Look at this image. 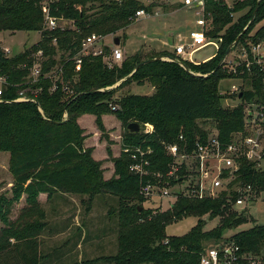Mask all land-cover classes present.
Masks as SVG:
<instances>
[{"label":"trees","instance_id":"1","mask_svg":"<svg viewBox=\"0 0 264 264\" xmlns=\"http://www.w3.org/2000/svg\"><path fill=\"white\" fill-rule=\"evenodd\" d=\"M47 4L52 17L72 22L73 28L45 30L43 0H0V32H40L41 40L32 49L35 53L42 51L46 59L40 66L38 80L30 78L26 82L34 65L31 52L9 58L0 48V76L7 80L2 92L4 102L0 103V149L11 151L10 171L14 179L13 196L0 197V218L5 223L0 231V264H41L43 257H39L36 250L46 227L45 212L39 209L41 195L50 198L55 194L71 193L93 197L100 191L120 197L132 215L120 214L119 252L104 259L117 264H198L204 240H219L225 232L249 222L244 211L233 210L241 195L237 189L250 185L257 195L263 192L264 170L242 160L241 170L231 180L229 192H222L218 198L180 197L166 212L146 210L142 204L145 198L139 194V178L130 171V155L123 153L124 157L117 160L119 177L104 181L102 163L93 158L91 149L85 148L78 119L86 114L95 115L96 123L103 127L101 118L109 110L122 122L127 146L154 149V170L167 168L171 159L166 155L165 145L174 143L179 135L183 134L191 146L198 139L207 141V134L197 125L198 119L215 120L219 140L228 145L234 134L245 131L244 103L264 104V77H245L251 89L234 95L241 102L237 107L225 108L222 100L227 97L221 94L220 83L236 78L224 70V64L219 65L241 34L234 48L264 39V0H247L233 7L224 1H207V37L219 42L220 48L208 62L199 65L186 62L191 71L209 74L207 77L193 75L179 63L163 60L143 65L129 77L145 60L174 55L136 53L118 67L109 69L103 61L108 48L104 54L81 57V70L76 71L75 58L81 53L86 38L92 34L109 36L122 32L121 38L125 39L136 12L143 8L151 11L153 6L146 7L139 0H55ZM241 12L242 15L237 16ZM259 24L262 25L256 29ZM59 53L61 81L53 83L48 73L58 64ZM123 79L127 80L118 90L136 83L149 84L155 92L151 96L115 98L117 88L101 91ZM23 90L29 100L15 101ZM32 90L37 93L32 94ZM111 103L120 106L119 109L112 110ZM133 122L142 126L151 124L154 133H131L127 128ZM22 197L29 208L12 222L8 218L9 208ZM132 201L137 203L130 208ZM140 207H143L141 211ZM183 214L198 216L197 224L183 236L168 237L167 225ZM37 215L39 219L34 220ZM205 216L219 218L220 222L206 231ZM25 217L33 221H25ZM233 240L242 254L260 256L264 249V225L241 231ZM238 264L248 262L240 258Z\"/></svg>","mask_w":264,"mask_h":264},{"label":"rangeland","instance_id":"2","mask_svg":"<svg viewBox=\"0 0 264 264\" xmlns=\"http://www.w3.org/2000/svg\"><path fill=\"white\" fill-rule=\"evenodd\" d=\"M53 1L55 0H43V3L47 4ZM240 15H242V12L237 14V16ZM195 20L196 16L194 11L190 8L167 6L161 17L146 20L134 19V23L125 32L127 35L125 39L121 38L122 32L116 35L102 36L103 43L90 46L83 56H97L96 52L103 50L105 53L106 48H108V54L104 56L103 60L106 62L110 57L111 49L115 46L114 39L116 37L120 38L121 44L119 47L124 53V60L117 64L116 67L136 53L145 55L150 53H168L173 55L176 45L180 43L190 44L191 41L188 33L190 29L196 27ZM64 22L68 23L61 24L62 26H65L67 29L73 28L72 22ZM261 25L259 24L256 29ZM41 35L40 32L2 31L0 32V48L2 50L6 48L10 49L11 52L6 53V56L9 58L19 56L24 52H31L30 55L34 60V65L36 63L42 65L46 59L37 58V53L33 52V46L39 43L42 37ZM240 47L232 50L228 56L229 59H231L230 55L234 50L236 51V55L234 56H237L240 52ZM215 53L216 49L214 46H208L196 52L192 56V60L195 62H208L214 57ZM60 55L61 53L56 57L58 64L52 67L48 73L53 83L61 81L62 71L60 69L62 66L59 64ZM226 62L224 64V70H227ZM30 78H32L31 75L26 78V82ZM74 80H78L77 76H74ZM118 83L103 90L115 89L114 87ZM233 86H238L241 90L250 87L247 82H244L242 85L237 79L229 78L222 80L220 83V92L227 97L222 100L225 108L233 109L241 103L236 96L228 92L232 90ZM4 87L5 85L0 83V89L4 90ZM154 92L155 89L149 84L140 86L132 83L119 90L117 87L115 98H123L128 95L151 96ZM36 93V90H32V94ZM68 96L66 97L68 98ZM114 106L116 104H110L111 109ZM119 107L117 106L118 109ZM101 119L103 127L98 126L96 123L97 116L91 114L82 115L78 119V123L83 130L82 137L85 148L91 149L93 151V158L97 162L102 163V178L104 181H109L119 177L116 162L124 157V150L128 146L125 143L124 127L117 116L111 114L108 110ZM196 122L207 134V137L214 136L218 133V124L215 120L198 119ZM258 128L260 126L251 122L249 127L250 135H252L253 130L255 131ZM10 164L11 151L0 149V197L6 195V197L11 198L13 196L11 194V186L14 179L10 171ZM257 168L264 170V161H261L260 166ZM181 185L171 188L168 198L160 199L159 197H154L152 199L150 197L147 200L144 197L145 202L142 203L144 209L154 210V212L159 213L170 210L180 197L188 198L184 195L185 191L184 189L182 190L183 185ZM178 192L182 195L177 197ZM139 194L141 195L140 192ZM248 195L245 200L246 202L241 206H234L233 210L239 213L244 211L249 222L225 232L219 240L211 238L204 240V250H208L218 243H229L233 240L235 234L248 230L255 225H264V191L257 195L255 191L251 190ZM136 203L137 201H132L129 204L131 206L130 208ZM158 206L159 208L157 209ZM126 207L120 197L105 191H100L93 197L71 193L55 194L50 198L46 194L40 196L39 209L45 212L44 222L46 224L45 229L41 232L37 241L36 247L38 256L43 257L41 264H117L104 258L116 256L119 252L120 214L132 216L129 213V208ZM25 208L29 207L25 202V198L22 197L20 202L15 203L9 208V220L12 222L16 221ZM38 219L39 215L35 216L34 220ZM204 219L208 223L205 226L206 231L214 229L220 222L219 218L209 221L210 218L205 216ZM24 220L33 221V219L26 217ZM197 221L198 216L194 215L188 216L187 214H183L179 217H174L166 227V235L168 237L183 236L197 224ZM23 224L24 222H22ZM4 227L5 223L0 218V231ZM165 243H168V240ZM260 257V263L258 262V264H264V249Z\"/></svg>","mask_w":264,"mask_h":264},{"label":"built area","instance_id":"3","mask_svg":"<svg viewBox=\"0 0 264 264\" xmlns=\"http://www.w3.org/2000/svg\"><path fill=\"white\" fill-rule=\"evenodd\" d=\"M146 7L153 6L151 11L146 8L139 9L134 19L146 20L161 17L165 7L182 6L190 8L196 16V27L189 30L188 37L190 44L180 43L174 47V56H164V61L172 62L171 58L184 63L190 62L199 65L205 62H195L192 56L208 46H214L216 56L220 44L216 40L207 37L209 22L207 19L206 3L209 0H139ZM224 1L229 7H233L236 3H244L247 0H212ZM261 1V0H258ZM44 15L45 30L55 31L64 30L66 27L65 20H59L50 15L48 4L42 6ZM63 21V22H61ZM182 38V37H181ZM56 44V40H54ZM103 37L92 34L83 42L81 53L75 58L76 71L81 70L82 56L86 54L87 48L94 44H102ZM241 46L240 52L236 55V51L225 58L226 71L233 74L237 80L243 85L246 82L245 77L252 78L254 76L264 77V39L256 42L248 41ZM238 46V47H239ZM237 47V48H238ZM236 48V49H237ZM5 55L10 53V49L3 50ZM104 54L103 50L96 52V55ZM37 58H43L42 51L37 53ZM124 60V53L119 46L111 49L110 57L105 62L109 69H114L117 64ZM41 65L35 64L31 70V77L38 80L41 71ZM193 75L207 77L209 74L196 73L190 70ZM0 83L6 85L5 77L0 76ZM242 89V90H249ZM241 88L233 86L230 92L233 95L240 93ZM70 92V90H67ZM3 90L0 89V101H3ZM29 98L26 91H21L19 97L15 100L18 102L28 101ZM246 124L245 131L234 134L233 140L224 145L218 138V133L208 137L207 141L196 140L194 145H190L183 134L179 135L174 143L165 145L166 155L171 159L165 170H154L152 157L154 149L151 147L143 148V146L126 147L124 152L130 155L132 163L130 171L139 178L140 193L147 200L151 197H159L160 199L168 198L171 188L183 185L186 197L196 200L216 199L222 192H229L231 180L241 170L242 160L253 163L256 168L260 166V162L264 161V104L254 102H245ZM117 110V106L112 107ZM67 118V113L63 115ZM260 126L257 130L252 131L250 135V123ZM143 134L151 135L154 129L151 124L141 125ZM218 132V131H217ZM174 182V183H173ZM181 185V186H182ZM241 195L233 205L241 206L247 199L248 193L252 190L249 185L243 189L238 188ZM179 194V192H178ZM177 194V197L182 194ZM159 206L157 207V209ZM155 209V210H157ZM158 211V210H157ZM240 258L247 260L248 264L260 263V256L252 254H242L240 246L232 240L229 243H218L208 250H203L200 255L198 264H238Z\"/></svg>","mask_w":264,"mask_h":264},{"label":"water","instance_id":"4","mask_svg":"<svg viewBox=\"0 0 264 264\" xmlns=\"http://www.w3.org/2000/svg\"><path fill=\"white\" fill-rule=\"evenodd\" d=\"M260 2V1H259ZM257 10H258V6L257 8L255 9L254 11V16L256 15L257 13ZM252 23V21L249 23V25ZM249 25L244 29V32H246V30L248 29ZM243 32V33H244ZM242 37V34L236 39V41L228 48L227 52H226V55L225 57L223 58L222 62L220 63L219 66H222L224 61H225V58L232 52V50L234 49V47L239 43L240 39ZM121 44V40L120 38L116 37L114 39V45L115 46H120ZM172 59V62H177L179 63L186 71L190 72V69L189 67L186 65V63L182 62V61H178L177 59L175 58H171ZM160 60H163L164 61V57H156V58H152V59H148V60H145L144 62H142L141 64H139L136 69L133 71V73L129 76V77H132L143 65H146V64H150V63H154L156 61H160ZM197 76V75H196ZM200 76V75H198ZM127 79H123L122 81H120L116 87L114 88H117L119 86L122 85V83H124ZM113 89V88H112ZM101 91H105V90H101ZM242 97V93L239 94V99H241ZM4 101H0V103H2ZM131 133H141V124L137 123V122H133L131 124H129L128 128H127ZM143 209V207H140V211ZM212 218H210L209 221H211Z\"/></svg>","mask_w":264,"mask_h":264},{"label":"crops","instance_id":"5","mask_svg":"<svg viewBox=\"0 0 264 264\" xmlns=\"http://www.w3.org/2000/svg\"><path fill=\"white\" fill-rule=\"evenodd\" d=\"M42 196V195H41Z\"/></svg>","mask_w":264,"mask_h":264}]
</instances>
